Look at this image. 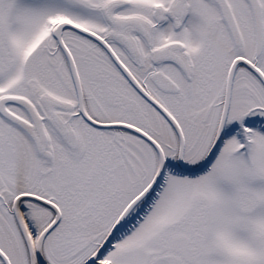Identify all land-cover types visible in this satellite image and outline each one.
Listing matches in <instances>:
<instances>
[{"label":"snow or ice","instance_id":"obj_1","mask_svg":"<svg viewBox=\"0 0 264 264\" xmlns=\"http://www.w3.org/2000/svg\"><path fill=\"white\" fill-rule=\"evenodd\" d=\"M0 264H264V0H0Z\"/></svg>","mask_w":264,"mask_h":264}]
</instances>
